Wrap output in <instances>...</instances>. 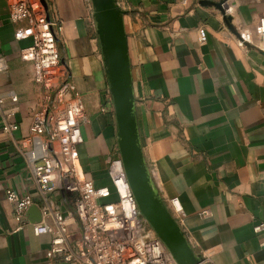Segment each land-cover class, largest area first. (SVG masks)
Segmentation results:
<instances>
[{"label":"crops","instance_id":"crops-1","mask_svg":"<svg viewBox=\"0 0 264 264\" xmlns=\"http://www.w3.org/2000/svg\"><path fill=\"white\" fill-rule=\"evenodd\" d=\"M38 1L59 28L60 61L83 107L81 169L96 188L110 187L105 160L117 155L116 126L91 2ZM116 1L125 12L134 113L155 189L203 264H264V53L236 36V28L254 32L264 0ZM223 2L232 6L226 17ZM20 26L0 0V98L18 125L11 135L0 132V264H41L53 235L33 234L36 210L17 222L7 189L30 196L41 214L52 201L67 219L70 244L80 227L73 196L32 174L29 127L44 98L32 64L19 57L30 45L15 39ZM41 222L52 225L42 215Z\"/></svg>","mask_w":264,"mask_h":264},{"label":"built area","instance_id":"built-area-1","mask_svg":"<svg viewBox=\"0 0 264 264\" xmlns=\"http://www.w3.org/2000/svg\"><path fill=\"white\" fill-rule=\"evenodd\" d=\"M6 1L10 21L25 24L14 35L17 41L30 40L19 57L32 64V80L44 98L29 127L30 139L35 144L28 154L32 174L36 183L57 182L62 194L73 196L74 215L80 227V238L70 244L66 217L52 201L47 202L41 215L50 219L52 225L31 224L34 235H53L46 260L41 264H56L57 258L64 264H176L139 214L118 150L115 157L105 160L110 187L96 188L81 169L78 148L83 142L80 130L83 107L67 80L68 69L60 61L56 46L59 28L55 29L48 20L38 0ZM221 8L226 16L231 14L232 6L227 2ZM236 36L240 46L264 53V11L254 32L236 28ZM206 40V33L200 31L199 42L204 44ZM17 101L15 95L10 97L12 104ZM14 115V109H6L4 99L0 98V132L11 135L18 130ZM5 196L14 207L15 220L22 224L26 211L33 205L31 197L19 196L10 189ZM112 196L113 200L105 201ZM173 205L178 210L175 200ZM262 228L260 225L255 231Z\"/></svg>","mask_w":264,"mask_h":264},{"label":"water","instance_id":"water-1","mask_svg":"<svg viewBox=\"0 0 264 264\" xmlns=\"http://www.w3.org/2000/svg\"><path fill=\"white\" fill-rule=\"evenodd\" d=\"M93 20L99 39L108 80L116 126V146L126 180L141 217L162 242L176 264H202L154 187L143 158L136 118L127 38L125 12L116 0H90ZM222 4V3H221ZM221 4L218 6L224 14ZM37 211L32 223L41 220V213L28 208L26 216Z\"/></svg>","mask_w":264,"mask_h":264}]
</instances>
